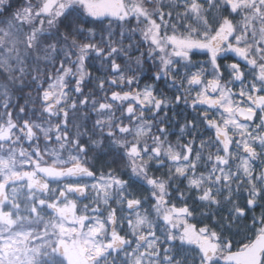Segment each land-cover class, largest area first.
<instances>
[{"label":"snow or ice","instance_id":"obj_1","mask_svg":"<svg viewBox=\"0 0 264 264\" xmlns=\"http://www.w3.org/2000/svg\"><path fill=\"white\" fill-rule=\"evenodd\" d=\"M0 264H264V0H0Z\"/></svg>","mask_w":264,"mask_h":264}]
</instances>
